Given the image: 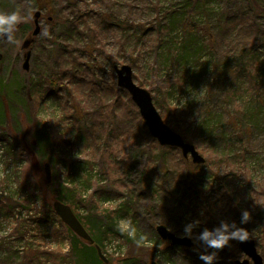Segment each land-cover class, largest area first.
Listing matches in <instances>:
<instances>
[{
    "label": "rangeland",
    "instance_id": "374dc122",
    "mask_svg": "<svg viewBox=\"0 0 264 264\" xmlns=\"http://www.w3.org/2000/svg\"><path fill=\"white\" fill-rule=\"evenodd\" d=\"M176 1L183 0H71L78 4L79 16L102 12L121 17L130 25H141L145 36L141 34V38H136L139 41L135 49L134 44L125 39L122 46L119 44L123 36L116 28L100 39L94 37L91 28L94 19L88 24L83 22L80 25L82 35L75 34L65 43L66 19H72L74 13L66 6L68 1L51 5L50 0H0V12L19 10L27 17L20 22L29 19L40 5L45 6V16L40 23L42 32L33 45L29 72L22 68L21 46L32 34L34 25L16 31L14 43L0 44V53L4 56L0 61V197L16 203L25 199L30 203V210L18 209L17 218L7 222L0 219V241L5 243L1 259H6L10 253L20 262L19 255L31 244L45 251L59 249L66 253L71 249L73 236L65 234L58 239L50 236L54 225L58 231L63 230L58 217L52 216L47 223L33 224L34 230L26 241L11 237L12 228L19 221L27 217L41 218L43 197L52 210L53 201L59 197L64 199V204L82 220L90 236L94 234L100 241L98 246L110 264H205L200 259L201 253H215L214 264H235L248 259L239 247L240 240L248 235L245 231L229 240V252L208 247L199 239L205 228L215 229L221 221L229 225L234 223L233 204L240 213L246 210L243 197L246 183H242L243 176L232 166L238 159L234 153L229 160L222 159L221 167L216 169L218 159L214 156L217 160H211L209 155L213 153L211 142L207 144L209 138L205 137L208 136H202L208 128L195 120L200 108L216 109L214 114L222 117V111L217 109L223 96L210 91L216 83L212 55L199 46L198 36L196 45H187L188 52L176 57L174 54L186 41L183 26H176L163 42L156 40L164 7L168 9ZM257 1L264 6V0ZM228 4L235 7L232 11L237 10V2L233 0L231 3L214 0L207 12L197 18L194 16L193 20L200 27L204 21L218 27L225 18L223 13ZM89 11L92 12L87 13ZM53 17L55 20L51 22ZM256 25L264 30V19ZM236 34L231 32L227 41H234ZM127 35H134L133 30ZM248 37L246 28L239 41ZM225 46L228 47L227 43ZM63 50L71 54L64 57ZM258 55L264 64V48ZM116 65L132 68L134 82L151 93L157 111L169 128L190 144L189 139L198 136L195 139L197 147L193 145L206 161L210 158L209 165L205 163L198 168L192 158H184L180 150L165 149L150 134L148 136V128L142 118L139 120V110L129 93L117 86ZM63 71H70L72 78L67 77L62 83L59 97L48 96L49 85L58 81V74ZM180 73H190V76L186 84L183 83L184 88H173L175 75ZM226 118L225 115L222 125ZM52 124L56 125L54 132L58 133L59 140L64 141L62 149L55 150L52 156L47 151L49 155L41 159L34 146L37 142L33 132L36 125L48 127ZM252 141L251 147L257 153L249 156L246 165L250 170L248 180L258 193L261 188L264 190L263 134L259 133ZM50 144L53 149L56 141ZM167 163L171 167L169 171ZM47 164L52 172L51 183L46 176ZM226 165L233 168L226 172ZM160 167H163L162 174L152 179L158 185L149 186L151 173ZM186 168L198 177L192 183L186 180ZM32 173L41 174L39 177L51 188L44 192H37L34 186L28 191L23 189V183L33 176ZM68 191L74 194L67 196ZM201 194L214 202L213 222L203 215L199 204ZM226 195L232 199L229 205L224 199ZM197 220L199 225L191 236L187 235L185 225ZM158 225L166 226L178 237L190 238L195 247H172L157 234ZM236 227L245 230L243 226Z\"/></svg>",
    "mask_w": 264,
    "mask_h": 264
},
{
    "label": "trees",
    "instance_id": "16d2710c",
    "mask_svg": "<svg viewBox=\"0 0 264 264\" xmlns=\"http://www.w3.org/2000/svg\"><path fill=\"white\" fill-rule=\"evenodd\" d=\"M67 1L69 2V5L67 4L66 6H69L74 10V13L71 14L73 16L72 19H66L65 30L67 34L64 36L65 43H67L75 34L80 33L82 35L80 32V25L83 22H87L88 24L92 19L95 20L94 26L91 27L94 30V37L99 39L105 36L108 31H112L113 28H116V31L123 36L120 39L119 44L122 46L124 44L123 40L125 39V41L134 44V48L136 49L139 41V39L136 38L141 34L145 36L141 25H130L128 21L123 20L121 17H112L110 14L102 12H95V15L85 14L84 17L83 15L79 16L80 13L76 11L78 4L71 2V0H65V2ZM212 1L214 0H183L180 3L177 1L171 3L168 9L164 7V11L162 12V24H158L156 40L159 43L163 42L176 26L180 28L183 26L182 29L185 32L184 37L186 38V41L184 47L178 49L177 53L174 55L178 57L183 52H188L187 45H196V39L198 36L199 46H202L212 55L216 83L212 84L210 91H216L218 96H223V102L221 103L220 101L219 108L217 109L222 111V117L214 114L216 109L208 110L207 108H200L199 114H196L195 120L196 123L201 122L205 128H208L207 132L202 136H208L205 137L209 138V141L206 142L207 144L211 142L209 145H212L210 150H212L213 153H210L209 155L211 160L214 156L218 159H213L217 160V164L215 165L216 169L221 167L222 159H225L226 161L229 160L231 153H234L238 158L235 161V165L232 166L243 176L242 183H246V186H243V197L246 201L245 209L248 211L249 216L246 222H242L243 212L240 213L233 204L232 211L236 212L234 223L240 227L243 226L247 234L251 233L254 236L258 252H260L264 259V190L261 188V191L256 193L252 188L251 182L248 180L250 170L246 165L247 160L249 161L250 159L249 156L257 153V150H254L251 147L252 140L256 139L259 133H262L264 136V64L260 62V57L258 55L260 49L264 48V30L256 25L260 20L264 19V6H262L257 0H233L234 2H237V10L232 11L235 7L229 6L228 4L223 13L225 18L222 22H219L218 27L213 26L207 21H204V25L200 27L194 22L193 17L196 16L197 18L200 14L207 12ZM231 1L232 0H227V3H231ZM56 2L63 3L64 0H50L51 5H54ZM90 12L92 11L87 13ZM54 20L53 17L51 22ZM21 28V26L16 27L14 35L16 31ZM246 28L249 30V37L245 41H239L242 33H246ZM131 30H133L134 35H127ZM231 32L237 33V37L234 41H227ZM139 37L141 38V36ZM225 43H227L228 47L225 46ZM66 51H62L64 57L66 54H71L70 51ZM129 64L132 67L135 66L132 61H129ZM189 76L190 73L176 74L174 78L175 82L172 83V87L175 88L178 86L184 88V84H186L185 80H187ZM67 77L69 79L70 77L72 78L70 71H63L58 74V81H54L47 89V92L51 90L48 96L53 95L59 97L58 94L63 90L62 83L67 80ZM38 92L42 91L39 90ZM74 114L75 113L73 112V115ZM225 115L227 118L222 125ZM138 118L139 120L142 118L139 113ZM77 121L80 122V119L77 118ZM55 127L56 125L53 124L48 127L35 126L36 131L33 132V138L37 143H35L34 146L35 149H37L38 157L41 159L49 155H47V151H50V156H52L55 155V150L58 148L62 149L61 146L64 141L62 138L59 140L58 133L55 134ZM177 131L181 133V130L178 129ZM147 134L149 136L150 133L148 132ZM226 134L227 137L225 136ZM195 137L197 138L198 136L196 135ZM195 139L192 138L189 140L197 147ZM51 141H56V146H54L53 149H51ZM165 149L170 148L165 147ZM216 150L219 151V153H217ZM46 159L48 161L51 160L49 158ZM210 163L211 161L209 158L205 165H209ZM166 166L169 171L171 169L170 165L167 163ZM203 166L204 165H198L197 167L201 168ZM233 167H227L226 165L224 170L227 172L228 168L231 169ZM162 169L163 167H160L159 170L157 168L151 173V184L149 186L158 185L156 182L153 183L152 179L156 175L162 174ZM168 171L167 174L169 175ZM231 172L233 173V170L229 171V174ZM32 174L33 176L28 177L26 181L24 179L25 182L23 181L24 185H22L23 189L28 191V189L34 186L38 189L37 192H44L46 188H51L50 185L45 183L43 178H40L42 177L41 174ZM197 178L196 175H193V173L188 170L186 175V180L188 182L192 183ZM65 194L71 196L70 194L74 193L73 191H68V193ZM45 199L46 197H43L42 213L44 214L41 218L32 220L27 217L24 218V220L19 221L17 225L13 226L11 237L15 236L20 241H26L27 236L34 230L32 227L33 224L47 223L52 216L58 217L54 210L51 209V204L47 203ZM224 199L227 201L228 205L231 204L232 199L230 196L228 197V195H226L224 196ZM22 200V203H16L15 200L8 201L0 197V219H4V222H7L10 219L17 218V212H20L18 209L30 210V203L25 199ZM59 200L64 203L62 201L64 199L59 197ZM211 200L212 199L205 197L204 194H201L199 204L201 205L204 217L211 219V222H213L212 210L214 209V202ZM80 221L84 225L82 220ZM58 222L63 230L58 231V228L54 225L50 229V236L53 238L56 237V239L65 234L73 236V245L66 253H63L59 249L56 251H45L40 249V247H36L35 244H31L26 251L24 250L25 253L21 252V255H19L20 262H18L16 257H13L10 253L6 259L0 258V261L4 264H48L49 261L50 264H102L96 250V246L99 245L100 241H98L94 234H91L92 239L94 240V245H88L75 236L74 233L62 223L60 218ZM213 225L215 224L213 223ZM4 246L5 243L0 241V252ZM223 249L224 251L229 252L231 245L228 248L223 247ZM1 256L2 254L0 257ZM43 256L46 257V260L44 261H42ZM232 259L234 258L232 257Z\"/></svg>",
    "mask_w": 264,
    "mask_h": 264
},
{
    "label": "water",
    "instance_id": "95a60500",
    "mask_svg": "<svg viewBox=\"0 0 264 264\" xmlns=\"http://www.w3.org/2000/svg\"><path fill=\"white\" fill-rule=\"evenodd\" d=\"M42 12L37 10L32 14V19L34 22V30L32 34L26 38L21 46V50L24 53V62L22 68L25 72H29L31 68V58L33 45L36 38L41 34L42 28L40 25ZM52 20V18H51ZM6 36L0 34V43L7 42ZM4 58L3 54L0 53V61ZM114 70L117 75V86L129 93L134 104L138 107L140 115L145 122L146 127L152 138L157 140L162 147H171L178 149L182 152L184 158H192L194 164L203 165L206 163V159L197 151L193 144L187 143L181 135L174 132L169 128L159 112L157 111L152 95L149 91L139 87L133 78V70L128 65L115 66ZM46 176L48 183H51L52 172L50 166L47 164L45 167ZM53 210L57 216L61 219L63 224H65L71 231L81 240H83L88 245H94V240L83 226L81 221L75 215L72 208L62 203L61 201L55 200L52 204ZM157 234L163 241L171 242L174 247H188L193 248L194 243L188 237H178L173 234L166 226L158 225L156 228ZM230 246V241L224 246L228 248ZM241 251L248 257L243 261H236L235 264H264V259L258 252L256 241L254 237L250 234L246 235L239 242ZM97 254L102 264H110L109 259L103 253L102 248L96 246ZM156 264V263H153Z\"/></svg>",
    "mask_w": 264,
    "mask_h": 264
},
{
    "label": "clouds",
    "instance_id": "9594fccd",
    "mask_svg": "<svg viewBox=\"0 0 264 264\" xmlns=\"http://www.w3.org/2000/svg\"><path fill=\"white\" fill-rule=\"evenodd\" d=\"M21 15L19 10L12 12H0V33H3L9 42H15L14 29L18 22L26 19ZM46 122V121H45ZM248 211L242 213V222H246L248 219ZM200 221H193L185 225V233L189 236L192 235L193 229L199 225ZM240 231H246L244 229L237 228L235 223L229 225L226 221H221L220 225L215 229L205 228L199 235V239L203 241L208 247L211 248H223L230 239L236 238V233ZM139 243V241H137ZM216 258L215 253H201L200 259L205 264H214Z\"/></svg>",
    "mask_w": 264,
    "mask_h": 264
},
{
    "label": "flooded vegetation",
    "instance_id": "af4514ba",
    "mask_svg": "<svg viewBox=\"0 0 264 264\" xmlns=\"http://www.w3.org/2000/svg\"><path fill=\"white\" fill-rule=\"evenodd\" d=\"M44 9H45V7L44 6H39L38 7V9L37 10H41V12H42V16H41V22L43 21V19H44V16H45V14H44ZM26 25H31V26H33L34 25V22H33V19H32V15H30V17H29V20H27V21H24V22H22V25H20L21 27H24V26H26ZM35 26V25H34ZM0 44H2V43H0ZM3 60V59H2ZM24 54H23V62H24ZM23 65V64H22Z\"/></svg>",
    "mask_w": 264,
    "mask_h": 264
}]
</instances>
